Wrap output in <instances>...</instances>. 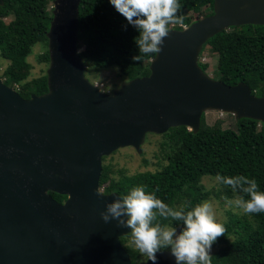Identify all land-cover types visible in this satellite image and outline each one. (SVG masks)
<instances>
[{
    "label": "water",
    "instance_id": "obj_1",
    "mask_svg": "<svg viewBox=\"0 0 264 264\" xmlns=\"http://www.w3.org/2000/svg\"><path fill=\"white\" fill-rule=\"evenodd\" d=\"M80 2L54 1L47 92L25 98L0 76V264H145L133 263L122 243L130 229L100 215L119 195L97 193L103 157L127 146L141 152L148 133L182 125L197 132L210 109L264 122V95L199 63L214 34L264 24V0H215L214 14L170 29L149 75L112 91L86 76ZM157 256V264H175L168 250Z\"/></svg>",
    "mask_w": 264,
    "mask_h": 264
},
{
    "label": "trees",
    "instance_id": "obj_2",
    "mask_svg": "<svg viewBox=\"0 0 264 264\" xmlns=\"http://www.w3.org/2000/svg\"><path fill=\"white\" fill-rule=\"evenodd\" d=\"M3 1L0 4V58L9 62L6 67L3 64L4 68L0 65V74L6 84L25 98L33 93H45L48 74L32 77L33 65L28 56L37 43H42L45 49L40 60L51 61L48 32L54 7L49 6L54 0ZM179 4L177 15L183 16V23H170L169 29L174 26L182 29L200 20V15L215 13V0H179ZM8 17L11 18L7 22ZM125 24L126 19L109 0H81L79 47H83L80 55L88 74L109 67L116 68L127 80L151 73L150 65L156 53L144 55L142 61H133L132 56L138 54L134 41L138 32L131 25L125 30ZM207 48L219 57L214 78L228 84L244 81L254 94L264 95V24L230 26L211 36L204 43L201 55ZM199 63L209 74V63L202 58ZM105 87L104 84L103 89ZM150 135L157 137L158 134L148 133V137ZM159 137V150L154 154L156 161L151 162L156 165L154 169L128 173L123 168L115 169L111 162H106L108 156H104L101 189L126 194L132 187L143 185L146 191H155L170 206L183 203L195 206L212 193L222 204H226L225 198L233 199L238 195L248 199L247 194L234 192L229 185L217 183L207 188L203 180L215 178L219 173L255 178L258 189L264 191V122L243 117L237 118L236 128H226L221 120L209 125L204 113L199 131L182 125L171 127ZM144 161L148 166L151 160ZM50 193L60 202L67 198L54 191ZM226 209L228 218L219 221L225 233L213 243L217 249L211 252L212 264H264V212L243 213L234 206ZM157 220L162 224H176L177 228L183 226L182 222L170 218L157 217ZM121 240L133 263L146 260L132 243L130 233Z\"/></svg>",
    "mask_w": 264,
    "mask_h": 264
},
{
    "label": "clouds",
    "instance_id": "obj_3",
    "mask_svg": "<svg viewBox=\"0 0 264 264\" xmlns=\"http://www.w3.org/2000/svg\"><path fill=\"white\" fill-rule=\"evenodd\" d=\"M109 3L126 19L125 30L131 25L138 32L134 37L138 54L132 56L133 61H142L144 55L160 52L164 37L170 31L168 25L183 23V16L177 15L179 0H109ZM82 51L83 47L78 49ZM215 181L248 196V199L243 195L225 198L227 206L243 213L264 212V191L258 189L255 178L217 173ZM97 193L103 194V189ZM100 215L106 223L116 220L120 227L130 229L132 243L146 257L145 264L147 261L157 264V253L163 250L170 251L175 264H212V244L225 233L210 200L195 206L188 203L170 206L155 191H146L143 185L134 186L126 194L106 202ZM157 217L182 222L183 227L178 231L176 224H162Z\"/></svg>",
    "mask_w": 264,
    "mask_h": 264
},
{
    "label": "rangeland",
    "instance_id": "obj_4",
    "mask_svg": "<svg viewBox=\"0 0 264 264\" xmlns=\"http://www.w3.org/2000/svg\"><path fill=\"white\" fill-rule=\"evenodd\" d=\"M55 1V0H54ZM54 1L51 2L49 8L54 7ZM208 10V9H207ZM206 9H204V12ZM204 14V13H203ZM198 15L195 14V18ZM11 17L6 18L7 22L10 21ZM199 18H203V16H199ZM170 25V24H169ZM168 25V26H169ZM45 49V46L42 43H37L31 52V54L28 56V60L32 63L33 68L31 71V76H39L45 72H47L50 62H45L40 60V56L43 53ZM204 60L205 62L209 63L208 72L210 76L214 77L215 75V69L217 67V63L219 60V57L217 54L213 53L210 49H205L203 51V54H200V59ZM2 64H0L3 67L7 66L8 60H1ZM3 67V68H4ZM86 76L92 81H99L105 84V89L109 88V91H112L116 87H119L122 85L127 79L124 77H121L118 73V70L114 67L104 68L99 71H96L95 73L92 72L90 74L87 73L86 70ZM205 120L209 125L214 124L217 120H221L222 124L226 128H236L237 127V116L233 113H223L219 110H207L205 112ZM156 134V133H155ZM160 134L156 136L150 135V137H146L145 142L142 144V151L138 152L133 146H127L122 147L114 151L112 154L108 155L106 162L110 163L114 166L115 169L123 168L128 173H135L138 170H145V169H154L156 165L151 163L152 161H156V158H154V154L158 152L159 150V142H160ZM145 159L151 160L148 166L145 164ZM205 186L207 188H212L216 186L217 182L215 181V178L206 177L204 180ZM210 200L215 208L216 216L218 222L221 220H226L228 218L226 208H229L230 206H227L226 204H222L221 201L218 199V197L212 193L211 196L207 199ZM217 247L211 248V252L215 251Z\"/></svg>",
    "mask_w": 264,
    "mask_h": 264
},
{
    "label": "built area",
    "instance_id": "obj_5",
    "mask_svg": "<svg viewBox=\"0 0 264 264\" xmlns=\"http://www.w3.org/2000/svg\"><path fill=\"white\" fill-rule=\"evenodd\" d=\"M96 85H98L102 90H105V89H103L104 88V84H100V83L96 82Z\"/></svg>",
    "mask_w": 264,
    "mask_h": 264
},
{
    "label": "flooded vegetation",
    "instance_id": "obj_6",
    "mask_svg": "<svg viewBox=\"0 0 264 264\" xmlns=\"http://www.w3.org/2000/svg\"><path fill=\"white\" fill-rule=\"evenodd\" d=\"M65 200H66V199H65ZM65 200H64V201H65ZM64 201H63V202H64Z\"/></svg>",
    "mask_w": 264,
    "mask_h": 264
}]
</instances>
